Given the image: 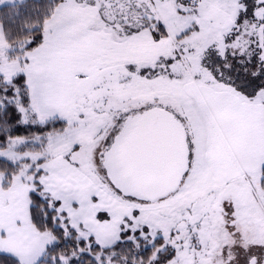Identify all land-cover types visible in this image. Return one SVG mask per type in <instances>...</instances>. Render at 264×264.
<instances>
[{"label":"snow or ice","instance_id":"snow-or-ice-1","mask_svg":"<svg viewBox=\"0 0 264 264\" xmlns=\"http://www.w3.org/2000/svg\"><path fill=\"white\" fill-rule=\"evenodd\" d=\"M0 264H264V0H0Z\"/></svg>","mask_w":264,"mask_h":264},{"label":"trees","instance_id":"trees-1","mask_svg":"<svg viewBox=\"0 0 264 264\" xmlns=\"http://www.w3.org/2000/svg\"><path fill=\"white\" fill-rule=\"evenodd\" d=\"M20 134H23V130L21 131V133Z\"/></svg>","mask_w":264,"mask_h":264}]
</instances>
